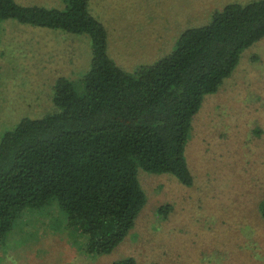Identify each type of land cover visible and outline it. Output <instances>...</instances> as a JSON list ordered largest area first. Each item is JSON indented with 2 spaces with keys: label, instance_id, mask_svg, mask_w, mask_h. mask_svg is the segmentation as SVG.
Returning <instances> with one entry per match:
<instances>
[{
  "label": "rangeland",
  "instance_id": "obj_1",
  "mask_svg": "<svg viewBox=\"0 0 264 264\" xmlns=\"http://www.w3.org/2000/svg\"><path fill=\"white\" fill-rule=\"evenodd\" d=\"M65 9L64 0H17ZM253 0H89L108 33L111 57L135 73L176 46L188 28L230 3ZM92 39L0 20V139L23 117L54 110L60 77L80 84ZM186 156L191 186L172 174L139 170L147 196L135 226L110 253H82L53 203L25 210L0 242V264H264V37L246 48L232 75L193 119Z\"/></svg>",
  "mask_w": 264,
  "mask_h": 264
},
{
  "label": "trees",
  "instance_id": "obj_2",
  "mask_svg": "<svg viewBox=\"0 0 264 264\" xmlns=\"http://www.w3.org/2000/svg\"><path fill=\"white\" fill-rule=\"evenodd\" d=\"M65 9L0 0V20L87 33L92 63L80 84L60 77L54 110L23 117L0 139V242L23 212L55 204L83 254L110 253L147 202L139 170L194 183L186 145L205 97L264 37V0L230 3L188 27L175 48L135 73L111 57L89 0ZM264 218V200L260 205ZM111 264H138L134 257Z\"/></svg>",
  "mask_w": 264,
  "mask_h": 264
}]
</instances>
